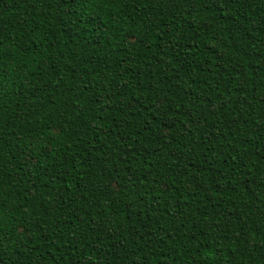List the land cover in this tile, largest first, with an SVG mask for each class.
<instances>
[{"label":"trees","instance_id":"trees-1","mask_svg":"<svg viewBox=\"0 0 264 264\" xmlns=\"http://www.w3.org/2000/svg\"><path fill=\"white\" fill-rule=\"evenodd\" d=\"M0 264H264V0H0Z\"/></svg>","mask_w":264,"mask_h":264}]
</instances>
